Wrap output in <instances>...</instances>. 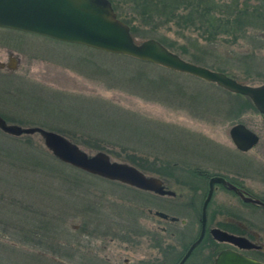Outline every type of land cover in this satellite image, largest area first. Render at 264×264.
Masks as SVG:
<instances>
[{
  "label": "rangeland",
  "instance_id": "1",
  "mask_svg": "<svg viewBox=\"0 0 264 264\" xmlns=\"http://www.w3.org/2000/svg\"><path fill=\"white\" fill-rule=\"evenodd\" d=\"M110 1L138 42L160 39L187 61L264 84V0ZM252 12L262 14L253 19ZM230 19L241 24L225 26ZM6 51L17 57L14 73L0 72V116L7 123L58 132L89 154L132 160L175 196L64 164L39 134L17 140L0 134L2 142L38 157L28 162L0 152V264H122L144 257L170 264L174 244H182L178 235L189 238L195 228L179 222L168 236L154 211L195 220L209 177L217 174L264 199V115L250 99L130 56L13 29L0 30V57ZM237 123L259 136L248 151L230 137ZM212 195L209 215L224 202L222 215L264 220V208L219 186ZM195 256L187 263H198Z\"/></svg>",
  "mask_w": 264,
  "mask_h": 264
},
{
  "label": "water",
  "instance_id": "2",
  "mask_svg": "<svg viewBox=\"0 0 264 264\" xmlns=\"http://www.w3.org/2000/svg\"><path fill=\"white\" fill-rule=\"evenodd\" d=\"M0 26L28 31L64 42L82 44L113 54L130 56L172 71L189 74L214 83L228 92L247 96L258 112L264 114V84L253 86L241 83L224 72L187 61L154 38L138 42L131 35L129 26L117 17L109 0H0ZM11 69H15L14 64L11 65ZM0 131L16 137L38 133L47 150L65 164L139 190L159 195L172 193L164 188L160 178L147 175L132 164L113 161L106 152L97 151L89 154L75 142L55 131L38 126L23 127L7 123L1 116ZM229 134L235 147L243 152L253 148L259 141V136L242 123L233 125ZM215 183L235 191L245 202L264 206V201L244 196L235 185L222 176H212L209 179L208 192L202 206V223L205 220L207 204ZM156 214L164 215L159 212ZM202 234L203 230L180 264L200 241ZM212 234L220 241H228L243 247L250 246L247 239L228 234L220 229H213ZM215 264H264V262L233 250H223L218 254Z\"/></svg>",
  "mask_w": 264,
  "mask_h": 264
},
{
  "label": "flooded vegetation",
  "instance_id": "3",
  "mask_svg": "<svg viewBox=\"0 0 264 264\" xmlns=\"http://www.w3.org/2000/svg\"><path fill=\"white\" fill-rule=\"evenodd\" d=\"M12 30L9 28H4V27H0V30ZM14 31V30H13ZM1 56V55H0ZM0 57V72L5 73V74H12L15 72V70L11 69V65L15 64L14 62H16L17 57L13 56L12 52L10 51H6L5 52V56H3V58ZM33 127V126H30ZM38 133H34V134H23L21 136H31V135H35ZM20 137V136H19ZM218 175V174H217ZM221 176V175H219ZM212 176L209 177V179ZM223 178H225L226 180H228L226 177L222 176ZM230 183H232L233 185H235L238 189L239 192H241L244 196H249V197H253L254 196L248 192V190H246L242 185L240 184H236L231 182L230 180H228ZM122 184V183H120ZM125 185V184H123ZM128 186V185H126ZM163 186L166 190L171 191V194H165V195H159L150 191H142V192H146L148 194H153V195H158L161 197H174L175 196V192L170 190L168 187L165 186V184L163 183ZM219 186L222 189H224L225 191L231 192L232 194H234V196H236V198H238L243 204L246 205H250V206H255V207H259V208H264V206H260V205H256L250 202H245L235 191L228 189L225 185H222L220 183H216L213 186V193L215 192V188ZM131 187V186H129ZM134 188V187H131ZM208 188H209V181H208ZM136 189V188H134ZM139 190V189H137ZM208 192V191H207ZM207 195V194H206ZM213 196V195H212ZM172 199V198H170ZM262 199V198H261ZM264 201V199H262ZM229 201V200H228ZM211 202V201H210ZM210 202H208L207 204V208H206V216H205V220L204 223H202L203 217H202V209L201 212L198 211V213L195 215V220H188L186 217L184 218H178L172 214L169 213H164L161 211H154L153 214L156 217H159L161 221H164L166 223L165 226L162 227V231L168 233L171 235H174V227H178L177 224L180 223H189V227H193L194 226V230L193 231H189L190 233V237L189 238H185L179 234L178 237L179 239L182 240V244L180 247H178L177 245L174 244V248L175 251L177 252L176 256L172 255V263L170 264H180L181 260L183 259L184 255L188 252L189 248L191 247V245L193 243H195L202 230H203V234H202V238L200 239V241L195 244V246L193 247V249L190 251L188 257L185 259V261L182 264H188V260L193 256L196 255L195 257L197 258L198 263H189V264H215V260L218 256V254L223 251V250H233L235 252H238L244 256L250 257V258H254L260 262H264V220L259 219L257 216H249L247 217V215L245 214H241L240 212H233L234 214H226V215H222L219 213L220 208L223 206L221 202L219 204H215L217 206L214 207V209L212 210V214L209 215L208 211H209V204ZM175 204V203H173ZM203 206V205H202ZM201 206V208H202ZM238 206V205H237ZM226 207V206H225ZM241 207V206H239ZM193 208V207H192ZM241 209V208H239ZM238 210V209H237ZM242 211V210H241ZM149 212H151V210H149ZM163 213L164 215H157L156 213ZM211 212V210H210ZM230 212V211H229ZM245 212V209H244ZM154 227V226H153ZM213 229H220L222 231H225L229 234H232L234 236H238V237H243L245 239L248 240V244L250 245L249 247H243V246H239L237 244L228 242V241H220L218 239H216L213 234H212V230ZM155 231V230H154ZM146 235H150L153 233L152 231H150V229L145 230L144 232ZM155 236H153L150 239V242L155 244ZM262 240V241H261ZM208 244V247H210V252H203V249H201V246H204ZM170 245V244H169ZM172 245L169 246V249L172 250ZM211 248H213V253H211ZM198 251V252H197ZM170 252V251H167ZM152 259V257H147L145 259V257L142 259H129V258H124L123 263L122 264H166V261L163 260H157L155 263H151L149 260ZM107 261H109V259H106Z\"/></svg>",
  "mask_w": 264,
  "mask_h": 264
},
{
  "label": "trees",
  "instance_id": "4",
  "mask_svg": "<svg viewBox=\"0 0 264 264\" xmlns=\"http://www.w3.org/2000/svg\"><path fill=\"white\" fill-rule=\"evenodd\" d=\"M182 1V0H181ZM185 1V0H184ZM166 14V13H165ZM242 14H246V12H242ZM249 15H252L253 16V19L256 18L257 16H260L262 14V12H259L258 14H255V12L253 13H247ZM119 17V15H118ZM120 18V17H119ZM241 18V17H240ZM231 20V21H230ZM230 20H226V25L225 26H232V24H241V19L240 20H237V21H234L232 19ZM125 22V21H124ZM126 23V22H125ZM130 27V32L132 34V36L135 38L136 35H135V31L133 29V26H129ZM236 27H240V26H236ZM159 40L163 45H165L167 48H170L169 46H167L163 41H161L160 39H157ZM238 95V94H236ZM241 97H245L247 99H249L248 97L246 96H242L240 95ZM0 134L3 135V136H6L8 138H10V140L14 139V140H17L19 139L20 137H13V136H9L7 134H4L0 131ZM68 137V136H67ZM32 146V145H31ZM4 151V156H6L7 158H15L16 159H19V160H24V159H27L28 162H30L29 159H36L38 157H36L32 152H29L28 149L26 150H19L18 147H15L14 144H11V143H7V142H2L0 140V152H3ZM131 161V164L136 166L137 168L139 167L138 164H136L135 162H133L132 160ZM45 163V162H44ZM35 165V164H33ZM28 235V234H27ZM28 241V240H27Z\"/></svg>",
  "mask_w": 264,
  "mask_h": 264
}]
</instances>
